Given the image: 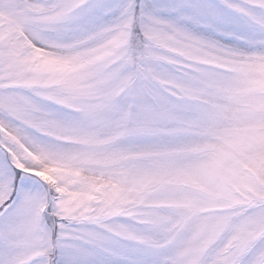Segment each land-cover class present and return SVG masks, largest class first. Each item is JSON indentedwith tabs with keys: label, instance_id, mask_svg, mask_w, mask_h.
Instances as JSON below:
<instances>
[{
	"label": "snow or ice",
	"instance_id": "obj_1",
	"mask_svg": "<svg viewBox=\"0 0 264 264\" xmlns=\"http://www.w3.org/2000/svg\"><path fill=\"white\" fill-rule=\"evenodd\" d=\"M0 264H264V0H0Z\"/></svg>",
	"mask_w": 264,
	"mask_h": 264
}]
</instances>
